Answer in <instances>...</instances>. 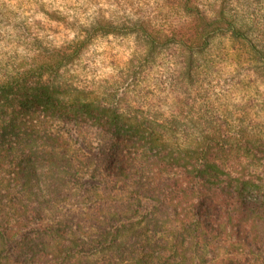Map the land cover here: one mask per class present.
Here are the masks:
<instances>
[{
    "label": "clouds",
    "instance_id": "1",
    "mask_svg": "<svg viewBox=\"0 0 264 264\" xmlns=\"http://www.w3.org/2000/svg\"><path fill=\"white\" fill-rule=\"evenodd\" d=\"M0 264H264V0H0Z\"/></svg>",
    "mask_w": 264,
    "mask_h": 264
}]
</instances>
